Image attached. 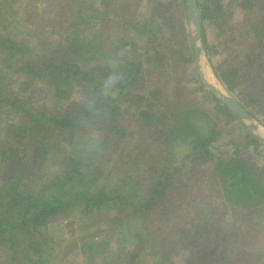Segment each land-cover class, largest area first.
<instances>
[{"label": "trees", "instance_id": "1", "mask_svg": "<svg viewBox=\"0 0 264 264\" xmlns=\"http://www.w3.org/2000/svg\"><path fill=\"white\" fill-rule=\"evenodd\" d=\"M169 1L0 0L5 263L52 264L46 229L70 216L78 217L81 243L73 237L59 252L78 247L88 264L101 252L112 256L101 264H115L119 248L141 264L150 238L156 264H172L181 249L188 250L185 264L252 263L241 246L248 230H264V177L252 161L262 142L202 84L186 1ZM195 2L213 74L264 126V0ZM74 92L78 101L70 99ZM198 92L241 137L218 143L221 129L186 99ZM5 109L16 118L3 122ZM231 141L232 151L220 150ZM21 238L33 257L18 260ZM129 238L140 244L127 249Z\"/></svg>", "mask_w": 264, "mask_h": 264}, {"label": "rangeland", "instance_id": "2", "mask_svg": "<svg viewBox=\"0 0 264 264\" xmlns=\"http://www.w3.org/2000/svg\"><path fill=\"white\" fill-rule=\"evenodd\" d=\"M168 1L169 0H158L157 3L158 4L160 3L159 5H165L166 3H168ZM148 12L150 15L151 14L150 11H148ZM149 15H148V17H149ZM241 15H242L241 12L237 13L235 15L234 19L236 21H240ZM159 16H160V14H158V17ZM233 17H234V15H233ZM159 20H160V17H159ZM167 20L173 21L174 15L171 14V16H168L166 19L165 18L163 19L164 22H166ZM186 23H187L186 29H187L189 35H191V37L196 39L195 44H197L198 49L202 52L201 54L203 57L201 59L200 65H199L200 71L203 73V76L207 80L209 79V81L214 83L215 87H217L219 89H224L222 87V85L220 84V82L216 79L215 75L213 74L211 64L209 63L207 56L205 55V50H202L201 38H200V41H201V43H200V41L197 39L196 31H195L194 27L192 26L191 21L187 22V20H186ZM236 30H238V29H235V31ZM165 32H166L165 33L166 35H165L164 39H166V41H168V39L171 40L172 37L169 35L167 28H166ZM207 37H208L209 41H212V35L210 33L207 34ZM197 68H198V66L196 67V69ZM177 79L180 80L178 76H175V77H172L171 79L168 78L166 80V82L173 83V81H175ZM169 92H170V95H169L167 100H169V101L173 100V102H174L172 93H175V92H174V90L172 91V93H171V91H169ZM202 94H203L202 92H198L196 95L194 94L193 98L187 97L186 99L190 102L194 101L192 103H195V102L198 103L197 105H200V107L203 108L210 115V117L213 119L216 127L221 129L220 137L218 139V143H222V142L224 143L228 139L231 140L232 139L231 137H235V136L241 137L243 130L240 129L238 127V125H235V124H232V127H230V125L227 126L224 123V120H223L222 116H220V114L213 113L214 111L210 108V106H207L204 104V102H202L203 101ZM194 98H195V100H194ZM70 99L72 101H75V100L78 101L80 99V96L76 92H74L71 94ZM169 101H168V103H171ZM48 102H49L50 106L56 105V107H58L56 101L54 102L53 100L49 99ZM2 118H3V122H5V121L14 120L16 117H15L13 112L9 111L8 109H5L2 112ZM256 123H258V122L256 121ZM260 127L262 130L261 132L264 134V126L260 124ZM228 131L230 132V134ZM226 148H228L229 151H232L235 148V145L231 141V143H227V144H225V146H222L220 148V150H223ZM252 149H253V147L250 146L249 149L247 150L248 154H247V152H243V153L247 154L249 157L250 153L252 152ZM258 149L261 150V152L259 153V155L254 153V155H252V161L254 163L255 172L262 173V176L264 177V142H262V144L259 146ZM108 167H109V165H108ZM53 169H51L50 173H53ZM192 199H193L192 195L188 196L189 201ZM223 212L226 213L227 215L230 214V211L228 209H223L222 213ZM78 222H79V220H78L77 216H70L69 218H66L65 220H61V222H56L55 223L56 225H52V226L48 227V229H46L47 233L45 232V234H46L47 238L49 237L48 239H49L50 243H52L55 246L54 247L55 249L52 251V256L50 257L52 264H69V262H70V264H88L86 261V255L84 253L80 252L78 247L75 250H69L65 254V256L63 255V253H61V251L59 252L60 247L61 246L65 247V245L66 246L69 245L71 243V239L73 237H76V243H77V245H80L81 238H78V236L80 235V230H78ZM236 222H239V221H236ZM103 235L105 236L106 233L98 234L96 239L97 238L100 239ZM246 236L248 237L247 242L243 243V245L241 246V250L244 252L247 251L246 255L251 250V253H252L251 262L252 263H250V264H264V230H262V231H257V230L254 231V229H252V231L248 230V233L246 234ZM145 239L146 238H144V240ZM28 240H29L28 238H24V239L21 238V240L19 241L18 251L16 254L18 260L22 259L26 255H28L29 257H33V254L31 253L32 251L29 252L30 244H28ZM151 240L152 239L150 238V240L147 241V239H146L145 241L142 242L144 254L141 256V258H142L141 264H156V261L152 260L151 255H152V250L154 251L157 248V246L155 244L152 245ZM127 241H128L127 242V244H128L127 249H131L132 247L138 246L137 245L138 243L140 244V242H139L140 240L137 238H135L134 242L131 244H129L130 238ZM196 245H198V244H196ZM33 248H35V247H33ZM44 250L45 251L47 250V246L44 248ZM123 250L125 251V249H123ZM185 251H188V250L185 249L183 251L181 249V250H178L177 252L175 250L174 251L175 253L172 255V257L170 259L171 263L172 264H185V255H186ZM101 253L96 254L94 256V260H93V261H95L94 264H101V263L106 262V261L108 262L110 260V258L112 257L111 256L110 258L109 257L105 258L104 254H101ZM126 254L127 253L120 251V248H119V250L114 252L112 262H114L115 264H132V263L128 262L130 260L128 259ZM243 254H245V253H243ZM7 256L8 255H4L3 253L0 252V264H7V263H5V261H7L6 260ZM259 257H261V258L258 259ZM244 263H246V262L240 261L236 264H244Z\"/></svg>", "mask_w": 264, "mask_h": 264}, {"label": "water", "instance_id": "3", "mask_svg": "<svg viewBox=\"0 0 264 264\" xmlns=\"http://www.w3.org/2000/svg\"><path fill=\"white\" fill-rule=\"evenodd\" d=\"M186 1V20L191 21L197 35V39L200 41V16L199 11L196 7L195 0H185ZM194 55V64L196 65L198 74L200 76L202 84L210 89L212 93L220 99L227 107V109L234 115V117L239 121L252 135L256 136L261 142H264V134L261 132L260 124L256 123V120L252 118L251 115L224 89H219L215 87L214 83L207 80L203 73L200 71L199 65L202 59V52L198 49L195 40L191 35H189ZM201 43V41H200ZM202 50H204L202 46Z\"/></svg>", "mask_w": 264, "mask_h": 264}, {"label": "clouds", "instance_id": "4", "mask_svg": "<svg viewBox=\"0 0 264 264\" xmlns=\"http://www.w3.org/2000/svg\"><path fill=\"white\" fill-rule=\"evenodd\" d=\"M124 79H126V77H124ZM106 86L110 88V87L112 86V85H111V81H107V82H106Z\"/></svg>", "mask_w": 264, "mask_h": 264}]
</instances>
